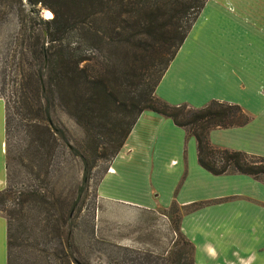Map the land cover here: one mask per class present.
<instances>
[{"label": "trees", "instance_id": "16d2710c", "mask_svg": "<svg viewBox=\"0 0 264 264\" xmlns=\"http://www.w3.org/2000/svg\"><path fill=\"white\" fill-rule=\"evenodd\" d=\"M204 1L8 0L9 7L15 3L14 32L0 37L5 264H88L71 242L80 187L97 160L107 163L116 153L141 110L168 118L192 137L195 162L210 175L242 174L264 185V157L207 141L209 130L249 120L236 104L211 99L191 108L152 95ZM0 6L6 7L1 0ZM35 6L50 16L41 19ZM4 15L0 11V27ZM54 109L80 128L86 142L70 150L80 164L79 185L65 203L48 182L63 142L51 120ZM190 207L179 208L170 220L178 243L157 253L121 248L120 263L106 264H193L192 247L177 231L179 214ZM175 208L170 203L160 212Z\"/></svg>", "mask_w": 264, "mask_h": 264}, {"label": "crops", "instance_id": "0c3cea01", "mask_svg": "<svg viewBox=\"0 0 264 264\" xmlns=\"http://www.w3.org/2000/svg\"><path fill=\"white\" fill-rule=\"evenodd\" d=\"M238 7V8H237ZM221 36L223 42L214 44ZM264 0H206L152 95L197 108L236 104L242 126L211 129L212 147L264 157ZM0 113V190L4 186ZM108 169V171H106ZM94 186L95 199L121 210L182 209L177 231L193 264H264V185L242 174L210 175L195 162L192 137L164 116L141 110ZM121 223L129 221L122 217ZM0 216V264H5Z\"/></svg>", "mask_w": 264, "mask_h": 264}, {"label": "rangeland", "instance_id": "374dc122", "mask_svg": "<svg viewBox=\"0 0 264 264\" xmlns=\"http://www.w3.org/2000/svg\"><path fill=\"white\" fill-rule=\"evenodd\" d=\"M1 1L7 8L0 6L2 14L5 13L0 27V37L2 35V38H6L14 32L15 15L12 7L15 3L9 7L8 0ZM35 8L41 19L49 17L46 14L48 12L46 9L37 6ZM26 11L25 4H22L21 13L25 14ZM213 40L215 45H220L219 42H223V38L218 35ZM0 113L2 119L1 99ZM51 120L61 131L63 142H59L51 160L48 182L52 194L65 203L74 199L75 187L79 185L80 164L70 150L79 151L85 147L86 142L80 128L63 112L54 109ZM259 146L263 147L264 144L259 143ZM105 169L106 161L97 160L79 190L77 200L80 206L76 218L73 220L74 228L71 231L72 246L79 258L88 264H106L110 260L113 263H120L119 258L123 254L121 248L137 251L149 249L157 253L166 250L171 242L178 243V237L172 233L170 223L173 215L179 213L178 207L175 208L174 213H162L160 210H156L138 211L132 214L131 211L121 210L114 205L101 203L95 199L94 186ZM16 185L20 186V184ZM118 217L129 221L121 223L117 220ZM104 241L116 245V248L110 247Z\"/></svg>", "mask_w": 264, "mask_h": 264}, {"label": "bare ground", "instance_id": "6f19581e", "mask_svg": "<svg viewBox=\"0 0 264 264\" xmlns=\"http://www.w3.org/2000/svg\"><path fill=\"white\" fill-rule=\"evenodd\" d=\"M46 14H47L48 16H50V15H49V12H46Z\"/></svg>", "mask_w": 264, "mask_h": 264}, {"label": "built area", "instance_id": "2783aa9c", "mask_svg": "<svg viewBox=\"0 0 264 264\" xmlns=\"http://www.w3.org/2000/svg\"><path fill=\"white\" fill-rule=\"evenodd\" d=\"M106 171H108V169H106Z\"/></svg>", "mask_w": 264, "mask_h": 264}, {"label": "snow or ice", "instance_id": "6c2138e0", "mask_svg": "<svg viewBox=\"0 0 264 264\" xmlns=\"http://www.w3.org/2000/svg\"><path fill=\"white\" fill-rule=\"evenodd\" d=\"M50 15V14H49Z\"/></svg>", "mask_w": 264, "mask_h": 264}]
</instances>
